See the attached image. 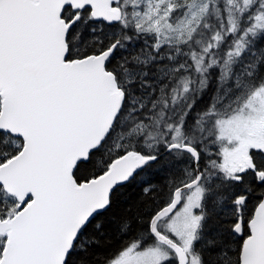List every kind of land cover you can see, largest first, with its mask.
Segmentation results:
<instances>
[{"label": "snow or ice", "instance_id": "6c2138e0", "mask_svg": "<svg viewBox=\"0 0 264 264\" xmlns=\"http://www.w3.org/2000/svg\"><path fill=\"white\" fill-rule=\"evenodd\" d=\"M0 264H264V0H0Z\"/></svg>", "mask_w": 264, "mask_h": 264}]
</instances>
